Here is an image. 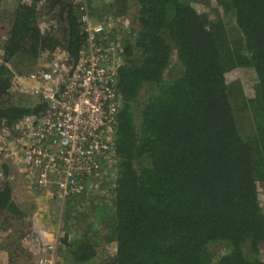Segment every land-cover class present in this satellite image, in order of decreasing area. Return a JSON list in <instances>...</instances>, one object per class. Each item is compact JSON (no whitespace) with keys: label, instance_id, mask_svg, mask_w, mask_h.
I'll return each instance as SVG.
<instances>
[{"label":"trees","instance_id":"1","mask_svg":"<svg viewBox=\"0 0 264 264\" xmlns=\"http://www.w3.org/2000/svg\"><path fill=\"white\" fill-rule=\"evenodd\" d=\"M79 3L89 16L135 8L137 29L116 70L115 180L90 210L97 221L62 240L63 264H264V0H17L1 47L0 139L46 111L9 100L18 90L10 64L29 67L57 51L76 62L86 39ZM236 112L248 115L251 134H241ZM98 192L67 198L65 221ZM23 216L3 183L0 223Z\"/></svg>","mask_w":264,"mask_h":264},{"label":"built area","instance_id":"2","mask_svg":"<svg viewBox=\"0 0 264 264\" xmlns=\"http://www.w3.org/2000/svg\"><path fill=\"white\" fill-rule=\"evenodd\" d=\"M76 6L86 34L77 61L68 62L57 51L37 69L16 76L18 90L46 104L42 115L24 116L16 124L23 174L29 187L60 203L89 190L104 191L114 182L117 166L114 136L121 97L116 70L123 46L110 44L108 24L91 22L86 4ZM43 247L54 252L56 242ZM38 263L54 264V258Z\"/></svg>","mask_w":264,"mask_h":264},{"label":"rangeland","instance_id":"3","mask_svg":"<svg viewBox=\"0 0 264 264\" xmlns=\"http://www.w3.org/2000/svg\"><path fill=\"white\" fill-rule=\"evenodd\" d=\"M29 2V0H23ZM74 3L77 0H73ZM17 0H2L1 13H0V59H1V47L7 38L8 30L11 26V20L13 18V11L16 7ZM90 7V6H89ZM91 8V7H90ZM44 10V9H43ZM88 13L89 9H88ZM135 8H132L130 13L124 17L116 18L113 15L104 14V9L97 10L95 15H90L89 20L91 22H106L108 24L107 38L110 40L112 46H123L124 37L135 31L137 25L135 22ZM45 13L39 12V21L44 19ZM132 30V31H131ZM57 55H61L58 53ZM16 60V58H15ZM50 60V59H49ZM47 60H41L31 63L29 67H16L14 64H10L13 67L15 75L21 76L28 72H31L41 66ZM175 62L173 57L171 64ZM17 64H20L19 60ZM176 68V66H175ZM240 76V74H239ZM228 78L237 79L236 73H229ZM242 80V79H241ZM243 89L246 95H251V85L247 84L244 80ZM11 102L30 105L34 102L33 97L28 95L22 90H14L10 92ZM6 98L5 100H7ZM237 126L243 135L251 134V123L246 113L236 112ZM5 134L0 139V186L7 182L11 185L13 190V197L17 204L24 212L22 218H10L7 217L4 223H0V253L6 252L7 257L1 256L2 264H30L34 262L38 263L40 258L50 257L54 258V264H63V257L61 255L60 246L62 240L76 237L82 231V233L89 227V222H96V213H92L97 202L108 199V190L100 191L85 196L83 200L75 205L69 222L64 219L65 216V203L58 202V199H50L43 192L38 191L34 187H29L25 176L23 174V165L20 159V143L19 135L16 129V125L11 127L10 130L3 129ZM17 132V133H16ZM3 133V132H2ZM110 184L106 185L109 186ZM105 187V188H106ZM259 200L264 211V182L259 183ZM94 211V209H93ZM85 212V213H84ZM95 212V211H94ZM83 213V214H82ZM73 217V220H72ZM84 217V219H83ZM72 221L74 225L71 224ZM71 224L72 227L68 229L66 224ZM90 228V227H89ZM77 229L79 232L73 231ZM85 229V230H84ZM84 230V231H83ZM49 241H55L56 247L54 252L47 251L43 246ZM113 245L108 246V252L113 251ZM215 249H219V245L215 246ZM260 255L264 257V245L260 247Z\"/></svg>","mask_w":264,"mask_h":264}]
</instances>
